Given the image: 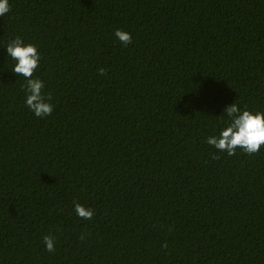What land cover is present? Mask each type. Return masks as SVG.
Masks as SVG:
<instances>
[{
  "label": "trees",
  "instance_id": "16d2710c",
  "mask_svg": "<svg viewBox=\"0 0 264 264\" xmlns=\"http://www.w3.org/2000/svg\"><path fill=\"white\" fill-rule=\"evenodd\" d=\"M10 6L0 264H264V146L230 156L206 143L228 104L264 111V0ZM16 36L38 46L50 116L24 104L4 48Z\"/></svg>",
  "mask_w": 264,
  "mask_h": 264
},
{
  "label": "clouds",
  "instance_id": "9594fccd",
  "mask_svg": "<svg viewBox=\"0 0 264 264\" xmlns=\"http://www.w3.org/2000/svg\"><path fill=\"white\" fill-rule=\"evenodd\" d=\"M11 11L10 0H0V16ZM114 37L124 46L132 43V34L123 29H116ZM6 58H10L11 71L24 79V104L36 116H50L54 111L50 94L44 93L45 82L34 76L39 67L41 54L34 43L16 36L10 39L6 46ZM103 74L104 69L100 70ZM222 127H218L213 134L206 138V143L228 155H234L237 148L253 154L264 146V111L242 108L238 103L228 104L220 114ZM74 211L82 219H91L95 210L77 203ZM43 243L49 252L55 251V238L46 235Z\"/></svg>",
  "mask_w": 264,
  "mask_h": 264
}]
</instances>
